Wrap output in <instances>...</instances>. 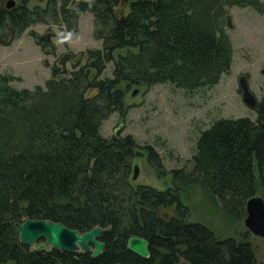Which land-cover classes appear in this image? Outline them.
Returning <instances> with one entry per match:
<instances>
[{
	"label": "trees",
	"instance_id": "1",
	"mask_svg": "<svg viewBox=\"0 0 264 264\" xmlns=\"http://www.w3.org/2000/svg\"><path fill=\"white\" fill-rule=\"evenodd\" d=\"M23 2L0 13V40L50 20L72 32L89 11L103 45L82 51L72 68L64 62L71 53L61 64L45 61L51 76L34 88H17L16 77L0 71V264H264L248 237L222 238L191 222L181 201L182 191L200 185L229 215L244 219L248 200L264 195L263 100L256 119L219 117L201 130L194 170H170L175 179L165 190L134 186L130 179L134 159L146 151L159 175L168 172L154 146L124 133L122 124L110 136L103 133L113 113L125 120L134 86L170 83L195 91L218 84L234 62L229 10L246 6L264 13V1L141 0L126 17L122 0ZM174 205L177 213L162 212ZM27 219L81 232L101 226L105 248L94 257L26 245L16 224ZM132 236L149 240L150 256L128 247Z\"/></svg>",
	"mask_w": 264,
	"mask_h": 264
},
{
	"label": "rangeland",
	"instance_id": "2",
	"mask_svg": "<svg viewBox=\"0 0 264 264\" xmlns=\"http://www.w3.org/2000/svg\"><path fill=\"white\" fill-rule=\"evenodd\" d=\"M264 1V0H263ZM47 0H30L29 6H45ZM121 13H126L125 5ZM232 26L226 25L234 45V62L229 72L223 74L219 83L195 91L177 88L170 83H161L145 88L134 86L128 92L127 103L133 106L122 122L119 114L113 113L103 123L104 135L110 136L120 129L132 133L142 144H150L162 156L168 172L159 175L149 161V152L136 157L139 175L130 179L134 186L151 185L165 190L173 185L174 168L194 170L193 155L200 131L209 127L219 117L250 116L257 118L258 111L251 107L238 90L239 78L245 77L248 92L258 101L264 100V13L252 7L234 6L229 12ZM226 19V24H227ZM94 19L89 11L80 14L78 25L72 32L58 21L38 22L30 26L18 38L14 31L0 41V71L16 77L12 81L17 88H34L45 85L51 76V68L45 61L72 68L82 58L80 53L88 48H101L102 40L93 34ZM44 42L46 46L39 43ZM9 41V42H8ZM109 64L108 73H111ZM139 92L133 95L134 89ZM262 193L258 196L264 197ZM181 201L190 209V221L201 222L222 238H236L252 242L258 262L264 263V238L252 233L239 219L229 215L200 185L190 186L181 192ZM167 216L177 213L176 205L163 208ZM43 240V239H42Z\"/></svg>",
	"mask_w": 264,
	"mask_h": 264
},
{
	"label": "water",
	"instance_id": "3",
	"mask_svg": "<svg viewBox=\"0 0 264 264\" xmlns=\"http://www.w3.org/2000/svg\"><path fill=\"white\" fill-rule=\"evenodd\" d=\"M140 1L122 0V5L124 4L126 8L124 16L126 17L132 11L133 5ZM227 19V25L232 26L230 14L227 15ZM243 86L249 97L246 101L249 104H255L256 98L248 94L249 89L245 84ZM138 92L139 89L136 88L132 94L136 95ZM139 169V165L135 164L133 167L134 179L138 177ZM244 223L252 233L264 238V197L255 195L248 200L247 215L244 218ZM16 226L20 233L21 242L37 249L55 248L66 251H91L94 257H98L105 248V242L101 240L104 228L101 226H95L86 232H81L77 229L69 228L62 222H53L47 219H27L24 222L17 223ZM128 247L142 256H150V242L145 237H130Z\"/></svg>",
	"mask_w": 264,
	"mask_h": 264
},
{
	"label": "flooded vegetation",
	"instance_id": "4",
	"mask_svg": "<svg viewBox=\"0 0 264 264\" xmlns=\"http://www.w3.org/2000/svg\"><path fill=\"white\" fill-rule=\"evenodd\" d=\"M20 5H24L23 0H14V2H12V0H0V13L2 12H7V11H13L14 9L18 8ZM243 84H245L248 87V83L246 81L245 77H240L239 78V88L238 90L240 91V93H243V98L246 101V99H248V95L247 92L245 91V88L243 86ZM248 94L250 95L251 93L248 92ZM252 96H254L253 94H251ZM247 102V101H246ZM248 103V102H247ZM249 104V103H248ZM251 107L257 109L258 105H259V101L256 98V103L255 104H249Z\"/></svg>",
	"mask_w": 264,
	"mask_h": 264
}]
</instances>
